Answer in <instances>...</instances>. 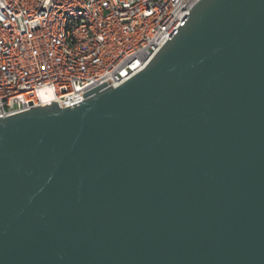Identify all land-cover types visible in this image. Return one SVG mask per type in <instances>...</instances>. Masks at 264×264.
Returning <instances> with one entry per match:
<instances>
[{
  "label": "water",
  "instance_id": "water-1",
  "mask_svg": "<svg viewBox=\"0 0 264 264\" xmlns=\"http://www.w3.org/2000/svg\"><path fill=\"white\" fill-rule=\"evenodd\" d=\"M146 67L0 118V264H264V0H199Z\"/></svg>",
  "mask_w": 264,
  "mask_h": 264
},
{
  "label": "built area",
  "instance_id": "built-area-1",
  "mask_svg": "<svg viewBox=\"0 0 264 264\" xmlns=\"http://www.w3.org/2000/svg\"><path fill=\"white\" fill-rule=\"evenodd\" d=\"M199 0H0V118L143 70Z\"/></svg>",
  "mask_w": 264,
  "mask_h": 264
}]
</instances>
